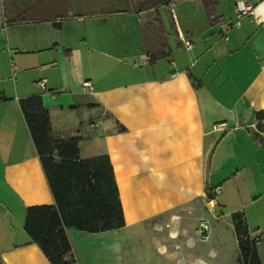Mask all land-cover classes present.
Returning <instances> with one entry per match:
<instances>
[{
  "label": "crops",
  "instance_id": "0c3cea01",
  "mask_svg": "<svg viewBox=\"0 0 264 264\" xmlns=\"http://www.w3.org/2000/svg\"><path fill=\"white\" fill-rule=\"evenodd\" d=\"M141 1L0 0V264H50L23 228L53 203L19 105L33 95L118 188L122 227L66 228L76 264H236V212L264 264V0L241 17L235 0Z\"/></svg>",
  "mask_w": 264,
  "mask_h": 264
},
{
  "label": "trees",
  "instance_id": "16d2710c",
  "mask_svg": "<svg viewBox=\"0 0 264 264\" xmlns=\"http://www.w3.org/2000/svg\"><path fill=\"white\" fill-rule=\"evenodd\" d=\"M168 4V0H143L139 8L156 10ZM147 55L152 64L165 53L163 48H151ZM19 105L53 197L52 204L26 209L24 231L50 264H76L66 228L99 232L125 223L112 165L107 155L80 158L78 137L54 139L40 96L20 99ZM256 117L260 120L264 113L257 112ZM231 219L238 244L236 264H262L257 249L261 236L249 233L242 213Z\"/></svg>",
  "mask_w": 264,
  "mask_h": 264
},
{
  "label": "built area",
  "instance_id": "2783aa9c",
  "mask_svg": "<svg viewBox=\"0 0 264 264\" xmlns=\"http://www.w3.org/2000/svg\"><path fill=\"white\" fill-rule=\"evenodd\" d=\"M236 3V12L238 17H241L242 15H245L247 13H249L252 10V5L245 1V0H235ZM238 24V22H237ZM181 40L184 43V46L186 49H190L191 48V44L183 37H181ZM38 85L42 88L45 89V83L44 80H39L37 81ZM89 83H84L83 84V88H87L89 87ZM224 125V123H220L216 126V129H221V127ZM199 232L201 233L202 236L206 235L209 231V225L207 222H201L199 223Z\"/></svg>",
  "mask_w": 264,
  "mask_h": 264
},
{
  "label": "rangeland",
  "instance_id": "374dc122",
  "mask_svg": "<svg viewBox=\"0 0 264 264\" xmlns=\"http://www.w3.org/2000/svg\"><path fill=\"white\" fill-rule=\"evenodd\" d=\"M6 63V58H5V56H3V55H1L0 54V65H2L3 67H2V75H6V74H8L9 72H10V69L8 70V68H9V66L8 67H6V65H4ZM206 207V209L207 210H209L210 208H212V206H211V204L210 203H208L207 204V206H205ZM210 207V208H209ZM207 222L208 223V221L207 220H205V219H201L199 222H198V225H199V223H201V222ZM261 221H264V219H261ZM208 225H209V223H208ZM198 230H199V226H198ZM201 234V233H200Z\"/></svg>",
  "mask_w": 264,
  "mask_h": 264
},
{
  "label": "water",
  "instance_id": "95a60500",
  "mask_svg": "<svg viewBox=\"0 0 264 264\" xmlns=\"http://www.w3.org/2000/svg\"><path fill=\"white\" fill-rule=\"evenodd\" d=\"M52 26H54V27H60V22L59 21H54L52 23Z\"/></svg>",
  "mask_w": 264,
  "mask_h": 264
}]
</instances>
